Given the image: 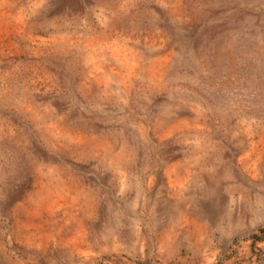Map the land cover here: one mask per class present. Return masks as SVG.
Returning a JSON list of instances; mask_svg holds the SVG:
<instances>
[{"label":"rangeland","instance_id":"obj_1","mask_svg":"<svg viewBox=\"0 0 264 264\" xmlns=\"http://www.w3.org/2000/svg\"><path fill=\"white\" fill-rule=\"evenodd\" d=\"M0 264H264V0H0Z\"/></svg>","mask_w":264,"mask_h":264}]
</instances>
